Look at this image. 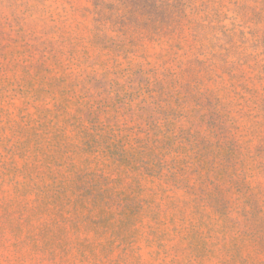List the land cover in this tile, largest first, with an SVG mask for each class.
<instances>
[{
    "label": "rangeland",
    "instance_id": "374dc122",
    "mask_svg": "<svg viewBox=\"0 0 264 264\" xmlns=\"http://www.w3.org/2000/svg\"><path fill=\"white\" fill-rule=\"evenodd\" d=\"M0 264H264V0H0Z\"/></svg>",
    "mask_w": 264,
    "mask_h": 264
}]
</instances>
